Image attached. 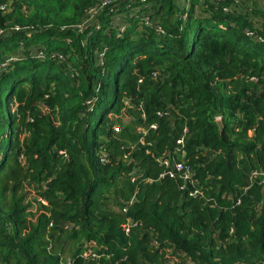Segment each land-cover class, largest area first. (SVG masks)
Instances as JSON below:
<instances>
[{
    "label": "trees",
    "instance_id": "obj_1",
    "mask_svg": "<svg viewBox=\"0 0 264 264\" xmlns=\"http://www.w3.org/2000/svg\"><path fill=\"white\" fill-rule=\"evenodd\" d=\"M189 1L0 0V264H264V5Z\"/></svg>",
    "mask_w": 264,
    "mask_h": 264
},
{
    "label": "built area",
    "instance_id": "obj_2",
    "mask_svg": "<svg viewBox=\"0 0 264 264\" xmlns=\"http://www.w3.org/2000/svg\"><path fill=\"white\" fill-rule=\"evenodd\" d=\"M111 0H102L101 1V6H105L107 5ZM203 1H208L211 3H219L222 1H226V0H203ZM232 2V7L239 5L241 3V0H230ZM232 7L227 8L225 11H231L232 12ZM145 9V11H147V9H149V4H147L144 7H140V9ZM99 11V6L91 9L86 16V20L91 21L94 17L95 14H97ZM149 15L147 12H145L144 14V23L146 24H150V17L147 16ZM85 20V21H86ZM84 27V24L79 26L80 29H82ZM156 32L159 35H164L165 32L162 29L161 25H156ZM99 29V27L97 28ZM14 30L16 31H21L22 29L20 28H14ZM4 32L0 31V35H2ZM19 51L23 52V50H26L25 48V44H20L19 46ZM31 52V51H30ZM31 55L36 56L38 59L43 60L45 57L43 55V53L38 52L35 49H32ZM101 57H103V55H101ZM18 60L17 55H12L11 57H9L3 64H0V71L7 68L11 63L15 62ZM100 61V60H99ZM159 76V73H155L154 74V78H157ZM127 104V103H126ZM91 105V102H90ZM161 116V114H160ZM217 121H221L220 118H217ZM158 129L156 124H153L149 127L148 130L146 129H142L140 132L142 134V140L141 143L144 144L143 138L148 134V131H156ZM117 132H119V129H116ZM188 133V129L184 128L183 129V134L182 136L178 139L177 144H178V148L177 151L175 152V156L174 158L171 159H160L159 162L161 164V166H163L165 168L164 172L160 175V180L164 179L166 177H169L170 179H180L181 180V185H180V190L184 193H188V195L190 197L193 196H199L202 195V191L199 187V184L197 183L196 179H195V174L193 169L186 164L185 162V158H186V152L184 150V138L185 135ZM23 161V160H22ZM252 179H257V178H261L264 181V171L263 170H255L252 175H251ZM44 204L45 202L42 201ZM137 224H134L133 221L129 220L126 224H124V230L126 232V234L130 233V230L132 227H136Z\"/></svg>",
    "mask_w": 264,
    "mask_h": 264
},
{
    "label": "rangeland",
    "instance_id": "obj_3",
    "mask_svg": "<svg viewBox=\"0 0 264 264\" xmlns=\"http://www.w3.org/2000/svg\"><path fill=\"white\" fill-rule=\"evenodd\" d=\"M100 2L102 1V0H99ZM175 1V5L177 6V8L178 9H180V10H185V11H188V10H190V7H191V1H189V0H174ZM264 5V0H261V2H260V4H258V6H263ZM242 6H243V8H244V10L246 11V12H250L251 13V9L252 8H255L254 7V4L253 3H251V2H249V0H244L243 2H242ZM256 7H257V5H256ZM258 8V7H257ZM149 10L151 11V12H153L152 11V6L150 5L149 6V9H147V13L149 12ZM156 10V9H155ZM195 10L197 11V16L198 15H200V14H202V8H201V5H197L196 6V8H195ZM175 19H176V16H174L173 17V21H175ZM112 25L114 26V27H116V28H119L120 29V31H119V33L121 34L122 32H124L125 31V25H127V22L122 18V17H115L114 19H113V21H112ZM143 30L142 29H140L138 32H142ZM32 49H37L35 46H32L31 48H29L28 50L29 51H31L32 52ZM23 51H25V50H23ZM16 52V51H15ZM18 57H21L22 55V52L21 51H19L18 53ZM100 115H101V110H97V112H96V114H95V116H94V118H93V122H92V128L91 129H93V127L95 126V124H96V122L98 121V119H99V117H100ZM110 116V118L111 119H113L114 121H115V119H116V117H114V116H116V115H114V114H110L109 115ZM117 118H119V117H117ZM29 201H30V203L32 204V206H33V213H34V215H35V213L37 212V209H38V206L35 204V202H34V196H30L29 197ZM33 218H35V217H33ZM32 218V219H33ZM61 237L63 236V234H61L60 235ZM59 237V241H63V242H65L64 240H65V238L64 237ZM66 249H69V250H67V251H63V253H64V258L67 260V259H69V257H70V251H72V247H70V246H67L66 247ZM168 254V263H166V264H177L176 262L178 261V258H172L171 257V255H170V253H167Z\"/></svg>",
    "mask_w": 264,
    "mask_h": 264
},
{
    "label": "water",
    "instance_id": "obj_4",
    "mask_svg": "<svg viewBox=\"0 0 264 264\" xmlns=\"http://www.w3.org/2000/svg\"><path fill=\"white\" fill-rule=\"evenodd\" d=\"M218 126L219 128L222 130L223 129V125H222V122L221 121H218Z\"/></svg>",
    "mask_w": 264,
    "mask_h": 264
},
{
    "label": "crops",
    "instance_id": "obj_5",
    "mask_svg": "<svg viewBox=\"0 0 264 264\" xmlns=\"http://www.w3.org/2000/svg\"><path fill=\"white\" fill-rule=\"evenodd\" d=\"M261 0H257V4H260ZM14 55H17L18 57V54H14Z\"/></svg>",
    "mask_w": 264,
    "mask_h": 264
}]
</instances>
